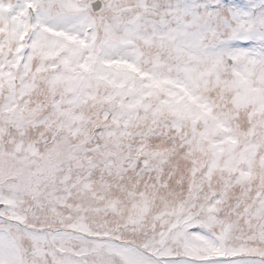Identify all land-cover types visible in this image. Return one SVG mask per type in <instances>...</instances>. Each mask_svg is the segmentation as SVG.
<instances>
[{"label":"snow or ice","instance_id":"1","mask_svg":"<svg viewBox=\"0 0 264 264\" xmlns=\"http://www.w3.org/2000/svg\"><path fill=\"white\" fill-rule=\"evenodd\" d=\"M0 264H264V0H0Z\"/></svg>","mask_w":264,"mask_h":264}]
</instances>
